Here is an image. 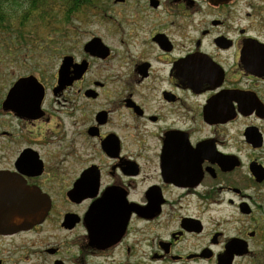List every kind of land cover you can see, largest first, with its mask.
I'll return each instance as SVG.
<instances>
[{"label": "flooded vegetation", "instance_id": "af4514ba", "mask_svg": "<svg viewBox=\"0 0 264 264\" xmlns=\"http://www.w3.org/2000/svg\"><path fill=\"white\" fill-rule=\"evenodd\" d=\"M59 24L46 67L0 79V264H264V0Z\"/></svg>", "mask_w": 264, "mask_h": 264}, {"label": "trees", "instance_id": "16d2710c", "mask_svg": "<svg viewBox=\"0 0 264 264\" xmlns=\"http://www.w3.org/2000/svg\"><path fill=\"white\" fill-rule=\"evenodd\" d=\"M92 3L93 0H0V36L6 34L3 40L0 39V48L18 53L29 51L40 36L36 29L34 31V23L44 27L52 25L57 7L70 15ZM14 19L19 23L15 25ZM31 25L32 29L29 28Z\"/></svg>", "mask_w": 264, "mask_h": 264}, {"label": "rangeland", "instance_id": "374dc122", "mask_svg": "<svg viewBox=\"0 0 264 264\" xmlns=\"http://www.w3.org/2000/svg\"><path fill=\"white\" fill-rule=\"evenodd\" d=\"M56 15L52 16V20L54 24L44 27L43 25L39 23H34V31L36 29V32L40 34L39 38H37V42L35 45L29 50V51H22L20 53L14 52V57L11 56V52L9 49H3L0 48V79L5 80L2 84L3 87H8L10 85V80L7 79V76L13 75V74H27L31 71H34L37 68L46 67L45 60L47 59V56H45L47 52V44L50 42L49 36L54 35L56 31H58L59 28V20L61 19V11L57 7V11L55 12ZM252 19L251 21H253ZM18 20L14 19V24H18ZM246 22H244L245 24ZM32 29V25L29 27ZM28 31V30H27ZM29 32V31H28ZM6 34H3V36H0V39L3 40L5 38ZM4 44V43H3ZM8 45V43L4 44ZM26 52V54H25ZM28 54V56H27ZM21 58V62L18 61ZM45 59L44 61L42 59Z\"/></svg>", "mask_w": 264, "mask_h": 264}, {"label": "water", "instance_id": "95a60500", "mask_svg": "<svg viewBox=\"0 0 264 264\" xmlns=\"http://www.w3.org/2000/svg\"><path fill=\"white\" fill-rule=\"evenodd\" d=\"M211 1H213V0H211ZM248 51H249V54L246 57L247 69L250 72H253L255 74L264 75V47L259 48L258 59H257V57L252 58L250 49ZM15 90L16 89H12L8 95V100L5 104V108H7V109H11V99L14 97V91ZM258 179H259V181L264 180V172L260 176H258Z\"/></svg>", "mask_w": 264, "mask_h": 264}]
</instances>
